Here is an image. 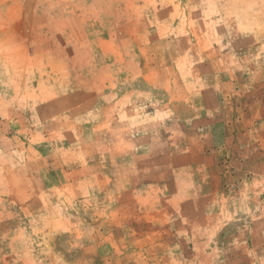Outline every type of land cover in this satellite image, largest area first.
Instances as JSON below:
<instances>
[{"label":"rangeland","instance_id":"rangeland-1","mask_svg":"<svg viewBox=\"0 0 264 264\" xmlns=\"http://www.w3.org/2000/svg\"><path fill=\"white\" fill-rule=\"evenodd\" d=\"M0 264H264V0H0Z\"/></svg>","mask_w":264,"mask_h":264}]
</instances>
